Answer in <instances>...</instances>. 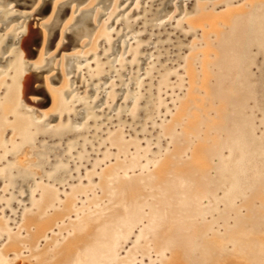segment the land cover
Instances as JSON below:
<instances>
[{
    "label": "rangeland",
    "instance_id": "obj_1",
    "mask_svg": "<svg viewBox=\"0 0 264 264\" xmlns=\"http://www.w3.org/2000/svg\"><path fill=\"white\" fill-rule=\"evenodd\" d=\"M0 1L3 2L0 4L2 10L0 48L3 46L0 58L4 60L0 62V113L7 100L6 95L13 86L15 75L18 74V87L27 75L31 77L29 89L26 93H21L16 105L12 104V107L15 106L14 109L8 112L4 126L0 125L1 146L20 141L15 126L18 119L37 123L42 131L49 133L37 134L31 145H26L17 155L9 157L7 162L0 164V173L7 164L19 169L28 167L34 173L26 180L27 185L17 190L7 180L0 178V224L4 226V230L0 233V253L3 251L6 254V261L10 264H36V257L41 251H54L58 245L75 234L74 223L88 214L100 210L103 212L98 215L102 219L108 218L107 214L110 210L106 211V209L112 207L110 199L113 196L104 194L101 188L102 174L106 172L107 167L117 164L127 167L136 161L134 169L117 170L118 181L147 177L166 158L173 163L171 168H180L196 143L211 146L213 142L211 140L215 137L221 140L225 138L226 128L211 130L205 136L207 125L217 122L219 118L215 113L216 105L209 103L211 99L209 100L205 95V89L199 78L202 77V53L205 44H215L219 31L226 32L228 27L219 24L215 31L209 26L206 16L208 13L215 15L233 6H239V13H248L253 6V0H180L179 5H173L174 7L172 4L177 0H171L162 16L160 11L169 0H145L135 9L136 13L129 16L128 13L134 7L136 0H125L120 5V0ZM259 1L264 2V0ZM50 3L51 6H48ZM127 3H130L129 7L115 16L112 25V28H115L118 19H121L120 23L126 24L127 33H122L123 26L119 25L111 36L113 42L107 44L106 34L109 28L106 23ZM90 8L92 11L85 14L88 15V19L84 32L76 34L77 36L74 35L75 32L70 33L80 24L75 16L80 10ZM63 11H66L64 15L66 18H61L56 26L50 28ZM7 15H11L12 19H8ZM200 19L204 21L200 22ZM158 23L164 24L158 26ZM29 27L36 32L28 44V50L25 51L22 42ZM22 30L27 31L19 35ZM205 33L209 35L204 36ZM133 35L138 36L130 39L124 47L123 40ZM100 39L101 44H98ZM119 40H121L120 47L117 53L113 54ZM70 41L71 45L68 46ZM136 47L140 50L134 60ZM112 54L114 56H111ZM128 54H130L129 59L125 60L124 56ZM216 54L213 48L208 58L213 70L216 68L214 65ZM82 56L87 58L81 61ZM145 57L149 58L141 66ZM71 60L74 61L67 72ZM261 60L262 57L259 56V62L252 67L254 74L252 83L255 84H261L260 78L264 75V65ZM90 63L93 64L89 65ZM190 64L196 74L194 100L188 103V108L181 118H175L177 108L188 95ZM101 68L102 70L97 71ZM80 69L82 70L79 72ZM126 72L130 73L126 75ZM110 76L111 79L104 81L105 77ZM165 77L169 79L164 86ZM210 79L213 84L216 81L215 75L212 74ZM113 80H116V83H111ZM108 84L110 87L106 88ZM107 90L108 94L104 96ZM57 94L64 102L61 106L53 105V97ZM108 95L111 96L108 98ZM257 95L263 104V94L259 91ZM75 96L78 98L72 100ZM262 104L254 108V126L258 137L264 136ZM249 106L252 108L256 105L250 102ZM194 113L199 115L200 127L197 131H188L185 123ZM75 119L77 121H74ZM47 128L51 129L47 130ZM59 128L65 129V133L61 136L51 135ZM76 128L80 129L76 130ZM186 131L189 132L190 138L184 141ZM117 133L122 137V142L135 144L134 147L121 150L112 140ZM74 139L82 140V144H77L75 148L71 147ZM89 145V151L83 157L79 152L80 146L84 148ZM35 149L38 152L44 150L47 152L48 166L41 168V164L38 163L40 158L34 153ZM139 150L141 155L137 156ZM175 150L181 151L182 157H170ZM67 153L72 154L69 156ZM148 153H151L149 157H143ZM227 155L228 151L224 149L221 157L225 158ZM6 156L3 151L0 152V160L1 157ZM218 162V158L207 162L210 177L215 176ZM57 163L65 167L72 164L73 167L64 178L51 180L54 171L49 168ZM154 182L155 180L149 179L146 184L151 185ZM45 188L56 191L57 201L53 206L48 207V211L39 219L45 220L51 216L55 219L48 224L32 246L29 236L34 226L28 225L26 221L39 215ZM146 188L143 193L148 198L152 197L153 192ZM211 191L216 193L218 198L224 194L219 188H211ZM245 191V197H249L256 188ZM208 198V195L203 194L201 205L209 204ZM263 200L264 193H261L250 205L254 210H260L259 219L262 221H264ZM151 201L152 199H149L147 203ZM247 204L245 198L238 199L232 208L219 202L216 212L207 214L197 221V223L214 222V226L208 230L209 233L205 238L214 235L222 237L227 250L232 251L236 246L227 232L235 226L237 216L242 218L249 213ZM65 206L68 209L63 210ZM144 208V213L148 214L150 212L148 204ZM225 211H229L230 214L226 213L224 218H221ZM147 224V218L137 222L129 236L121 242L117 252V263L121 259H127L129 254L133 255L130 258L131 264H161L163 259L170 256L171 247L165 249L164 254H160L155 241L152 244L151 237L148 238L147 234L140 233ZM11 235H14L18 241L11 240ZM12 242L20 244L13 245ZM145 244L150 246L148 251L143 253L140 247ZM82 249L83 247L79 248L76 254L81 255ZM242 260L244 264H252L250 260ZM183 263L190 264L188 260Z\"/></svg>",
    "mask_w": 264,
    "mask_h": 264
},
{
    "label": "bare ground",
    "instance_id": "obj_2",
    "mask_svg": "<svg viewBox=\"0 0 264 264\" xmlns=\"http://www.w3.org/2000/svg\"><path fill=\"white\" fill-rule=\"evenodd\" d=\"M124 1L125 0H120L119 5ZM144 2L145 0H136L134 7L128 13V16L136 13L135 9L139 8L140 4H143ZM179 2L180 0L175 1L174 4H172V7L178 6ZM1 3L3 2L0 1V4ZM149 3L150 1L147 2V4ZM170 3L171 0H169L168 3H165L160 11L161 16L167 10ZM129 4L130 3H127L124 8L119 9L111 20L106 23V26L109 28V32L106 34L107 44L113 42L111 36L114 35L119 25L123 26L122 33H127V30H125L126 24L120 23L121 19H118L115 28H112V25L115 16L127 9ZM64 5L66 4L64 3ZM238 8L239 6H233L225 9L223 12L216 13L215 15L210 13L207 14L206 19L209 20V26L212 29L217 31L219 24H224L228 29L226 32L222 30L219 31L215 44H205V49L202 53V77L199 78L201 79V85L205 89V95L209 100L211 99L209 103L216 105L215 113L219 118L217 122L207 125L205 136H207L211 130L218 131L219 129L226 128V139L224 138V140H221L218 138L216 139L215 137V139L211 140L213 141L211 146L198 142L194 145L191 154L182 163L180 168H171L173 163L170 162L169 158H166L158 164L154 172L147 177L135 179L128 178L118 181V176L116 174L117 170L123 168L134 169L136 161H133L127 167L120 164L107 167L106 172L102 174L103 181L101 188L104 194L113 196L112 199H110V204H113L112 207L106 209V211L110 210L107 214L108 218L102 219V217L98 215L103 212L100 210L88 214L82 220L74 223V228L76 230L75 234L68 237L62 242V244L58 245L54 251H41L40 255L36 257V264H116L118 260L117 252L121 242L129 236L135 224L142 221L144 218L148 219V224L140 233L142 235L147 234L148 236H146L148 238L151 237L152 244L155 241L159 251L158 253L164 254L165 249L169 247L172 248L170 256L163 259L161 264H184L183 262L185 260H188L190 264H244L245 262L242 259H246L247 261L250 260L252 264H264V221L259 219L260 210L257 211L250 207V205L254 203V198L257 195L264 193V164L261 163V160L258 158L251 160H247L246 158L247 154H249V146L252 144L255 149L257 148L256 154H264V148L260 141L261 139H254V141H250L249 143L243 142L245 140V130L250 131L251 135H253L254 132V112L250 115H246L245 105H248L249 101L255 99L256 91L254 86L250 84L249 76L251 73L247 66L248 62L245 63V65H241L242 61L238 60L240 57H234L235 54L232 53L235 51L236 43L239 42L240 44H243V46L249 47L248 44L252 41H257L256 38L259 37L260 34L264 35V2L262 3V1L253 0V6L248 13H239ZM90 11H92V8L80 10L79 14L75 16V19L80 22L83 16ZM1 14L2 10H0V16ZM69 14L70 12L68 15ZM6 17L12 19L11 15H7ZM91 18L93 17L91 16ZM203 21L204 19H200V22ZM53 24L54 22L51 26ZM162 24L158 23V26ZM56 30L54 29V31ZM26 31L27 30H22L18 34H24ZM27 32L28 33L22 42V47L25 51L28 50V44L32 41L33 34L36 30L29 27ZM74 35L76 34L74 33ZM207 35H209V33L204 34V36ZM137 36L138 35H133L128 39H124L123 46L126 47L129 40L132 38L134 39ZM101 39L98 44H101ZM120 42L121 40L115 45L116 49H114L113 54L117 53L120 47ZM133 43L134 42H132V44ZM67 45L70 46L71 41ZM68 48L69 47H66V49ZM213 48H215L217 52L215 55L216 60L214 62V65H216V68L214 69L215 71L211 68V62L208 60L211 55V49ZM139 50L140 48L138 47L134 49V60L138 57ZM2 51L3 46L0 48V53ZM113 54L111 56H114ZM129 56L130 54L125 55L124 59H129ZM86 58L87 57L84 58L82 56L81 61H84ZM148 58L149 57H145L143 59L141 66ZM1 61L4 60L0 58V62ZM73 61L74 60L69 61L67 72L70 70V67H72ZM92 64L93 63H90L89 65ZM115 66H117V64H115ZM81 70L82 69H80L79 72ZM99 70H102V68L97 69V71ZM194 71V68L191 67L190 64L188 66L190 83L187 92L188 95L177 108L175 118H181L188 108V103L194 100L193 94L195 93L194 83L196 78ZM213 71L215 73H213ZM129 73L130 72H126V75ZM212 74L216 77V81L213 84L210 81ZM17 75H15L13 79V86L6 95L7 100L2 106V112L0 113L1 127L4 126L8 112L12 111L15 107H12V104L16 105L17 101L21 98V93H26L29 89L31 82L30 75H27L22 80L19 87L17 86V83L19 82ZM112 76L105 77L104 81L111 79ZM169 77H165L163 81L164 86ZM111 83H116V80H113ZM110 84H108L106 88L110 87ZM226 85L232 87L227 88L225 87ZM122 90H124V88H122ZM107 94L108 90L105 92L104 96H107ZM110 96L108 95V98ZM77 98L78 97L75 96L72 100H76ZM117 101L118 100H116V102ZM63 103L64 102L61 101L59 94L53 97V105L60 104L59 106H61ZM78 105H80V103ZM198 108L200 107H197V109ZM81 113L82 112H80V114ZM74 121H77V119ZM200 122L199 115L194 113L185 123V128L188 131H197L200 127ZM15 126L18 133L24 136L26 129H28L29 122L18 119ZM78 129L80 128H76V130ZM188 131L184 133V141H187V139L190 138ZM179 137L180 136H178V138ZM178 138L176 137L177 140ZM112 140L123 151L131 145H135L122 142V137L118 135V133L113 136ZM226 146L230 147L233 154H239L236 161L237 163H235L233 167L234 170L232 168H224L226 167L225 161L221 157V154ZM2 147L0 138V148ZM181 155V151L175 150L170 157H179ZM214 157L219 158L218 169L216 170L215 176L210 177L208 171L209 164L207 162L213 161ZM136 159L137 158L135 157V160ZM260 169L263 170V172ZM149 179L155 180V182L151 185H147L146 183L149 182ZM226 184H229V186L226 187ZM145 188L150 189V191L153 192L151 195L152 197L148 198V196L143 193ZM211 188L222 189L224 194L218 198L216 197V193L211 191ZM254 188H256V191L252 192L249 197H245V190L252 191ZM203 194H206L209 197V204L205 206L201 205V196ZM56 198L57 193L55 190L46 189L43 196V202L40 205L39 215L35 218L27 219V224H32V226H34V229L29 236V242L33 244L32 246L35 245L39 236L43 234L48 224L55 219L54 216L48 217L45 220H40L39 218L48 211V207L55 204V201H57ZM241 198H245L248 203L247 207H249V213L246 214L249 215L247 216L245 214L244 216L246 217L242 218L237 216L238 219L235 221V226L228 230L227 233L229 234V238L231 241H234V246H236L232 251H228L227 245L222 237L214 235L211 238H205L209 233L208 230L214 226V222L197 223V221L203 219L207 214L216 212L217 204L219 202L232 208L235 202ZM149 199H152V201L147 203ZM147 204L150 212L145 214L144 207ZM66 209H68L67 206H65L63 210ZM226 213H228V215L230 214L229 211H225L221 218H224V214ZM36 221L39 222L36 223ZM3 230L4 226L0 224V233ZM10 239L18 241L14 235H11ZM12 243L13 245L20 244L19 242ZM149 246L150 244H145L140 247V249L144 253L148 251ZM81 247H83V251L81 252V255H77V250ZM5 255L6 254H4L3 251L0 253V264H10L6 261L7 257ZM132 257L133 255L129 254L127 259H121L117 264H131L130 258Z\"/></svg>",
    "mask_w": 264,
    "mask_h": 264
},
{
    "label": "flooded vegetation",
    "instance_id": "obj_3",
    "mask_svg": "<svg viewBox=\"0 0 264 264\" xmlns=\"http://www.w3.org/2000/svg\"><path fill=\"white\" fill-rule=\"evenodd\" d=\"M263 28H264V20H263ZM256 39H257L258 42L257 41H252L250 44H248L249 47L243 46V44H240L239 42L236 43L235 44V46H236L235 47V51H233L232 53L235 54L234 57H237V56L240 57V58H238V60L242 61L241 65H243V64L245 65V63L248 62L247 66L249 67V72L251 73L250 76H249L250 77L249 78L250 79V84H252L254 86V89L256 91L255 92L256 93L255 99L249 101V104H250V102H254L256 107H257L259 104L260 105L262 104L261 100L258 99V95H257L259 93V91L264 96V75L260 78L261 79V84L252 83L254 81V74L252 72V67H253L254 64L259 62V56L262 57L261 61H262V64L264 65V35L260 34L259 37H257ZM241 46H243V47H241ZM249 59L251 60V62H250ZM262 102H264V100H262ZM249 104L245 105V107H246L245 108L246 115H250V113L248 114V112H251V114H252V112H254V108H256L255 106L251 108L249 106ZM262 105L264 106V103ZM263 109H264V107H263ZM263 122H264V119H263ZM254 124H255V117L253 119V127H254L253 135L250 134V131L245 130L244 131L245 140L243 142L244 143H247V142L249 143L250 141H254V139H261L260 141H261L262 146L264 148V136L258 137L256 135ZM50 129L51 128H48L47 130H50ZM65 131H66L65 129L59 128L55 132H53V134H51V135H54V136H59L60 135L61 136L63 133H65ZM39 133L49 134L47 132L42 131L41 130V126L37 125V123L29 122L28 129H26V131L24 133L25 135L22 136L21 134H19L20 135L19 136V140H20L19 142L13 143L11 145L8 144V145L3 146L2 148H0V152L3 151L4 154H7L6 157H1L0 164H3L5 162H7L9 160V157L17 155V153L20 152L21 149H23L26 145L27 146L31 145L32 142L35 140L36 135L39 134ZM226 137H227V135L225 136V139H226ZM81 141L82 140L79 141L77 139H74L72 141L71 147L75 148V146H77V144L81 145L82 144ZM255 141H257V140H255ZM131 147H134V145H131L130 148ZM89 148H90V145L86 146L84 148L82 146H80V151H79V152H81L80 154H83V157H85L87 152L89 151ZM224 149H227V151H228V155L225 158H223V160L225 161V166H226L224 168L225 169L232 168L234 170L233 167H234L235 163H237L236 161H237V159L239 157V154H233L232 153L233 151L230 149L229 146L224 147ZM224 149H223V151H224ZM256 151H257V148L255 149L253 144L251 146H249V154H247V157H246L247 160L257 159L258 158V159L261 160V163L264 164V154H256L257 153ZM140 152H141V150H139L137 152V156L141 155V154H139ZM34 153L40 158L38 163L41 164V168L48 166L47 165V164H49V162H47L48 161L47 160L48 154H47V152L45 150L43 152H40V151L38 152L35 149ZM72 153H74V151ZM71 154H68V155L70 156ZM145 155L146 156H143V157H149L151 155V153H148V154H145ZM215 158L217 159V157H214V159ZM72 167H73L72 164H70L68 167L63 166L60 163H57V164L53 165L51 168H49L50 170L54 171V174L51 176L50 179L51 180H59L61 177L64 178L66 175H68L71 172ZM44 171H47V169H44ZM261 171L263 172V170H261ZM33 174H34L33 171L30 168H28V167L19 169V168H16L14 165L7 164L5 166V168L1 171L0 178L7 180L10 183V185L12 184L13 187L17 190L20 187H25L27 185L26 180L31 178ZM227 186H229V184H226V187ZM45 189H47V188H45ZM39 190H42V188H39Z\"/></svg>",
    "mask_w": 264,
    "mask_h": 264
},
{
    "label": "water",
    "instance_id": "obj_4",
    "mask_svg": "<svg viewBox=\"0 0 264 264\" xmlns=\"http://www.w3.org/2000/svg\"><path fill=\"white\" fill-rule=\"evenodd\" d=\"M48 6H51V3ZM63 6H60V7L62 8ZM65 12L66 11H63L59 15V17H57V19L54 20L55 22H54V24L52 26H50V28L56 26L59 23V21L61 20V18L64 17ZM87 19H88V15L87 16H83V18L79 22L80 23L79 26H77L76 28L72 29L71 32H73V33L75 32V34H78V33H81L83 30H85V28L87 26Z\"/></svg>",
    "mask_w": 264,
    "mask_h": 264
}]
</instances>
